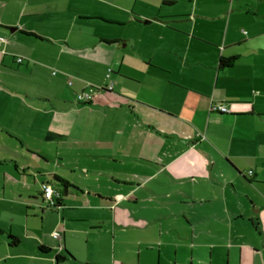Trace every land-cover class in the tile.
Wrapping results in <instances>:
<instances>
[{
    "label": "crops",
    "instance_id": "obj_1",
    "mask_svg": "<svg viewBox=\"0 0 264 264\" xmlns=\"http://www.w3.org/2000/svg\"><path fill=\"white\" fill-rule=\"evenodd\" d=\"M50 1L55 4L47 7V0H0V30L11 33L0 45V68H7L6 51L23 41L19 36L41 41L44 31L68 20L67 5ZM176 2L163 0L167 5ZM130 16L143 26L154 24L153 42L136 51L135 37L98 38L93 44L96 61L78 64L94 74L88 83L103 85L108 78L111 89L98 90L88 104L61 105L65 99L55 97L59 108L51 111L48 102L43 111L48 123L39 129L32 122L20 126L15 111H0V203L24 208L21 223L7 220L0 211V264H73L81 259L74 233L84 238L85 264H95L96 234L87 226L94 230L101 225L114 239L125 230L151 238L138 245V256L151 253L160 259L165 245L175 247L183 239L190 258L209 264L202 259L216 244L206 240L216 234L213 230L223 229L221 235L234 238L244 226L257 235L264 252V0H190L183 10L153 18ZM106 45L131 50L114 70L109 68L115 74L107 77L108 61L98 58ZM63 50L61 46L54 63L58 69L50 74L56 83L82 90V82H70L65 73L74 65L58 64ZM10 53L12 63L25 64L32 74L36 65L21 56L17 62L18 54ZM221 58L227 65H219ZM212 102L223 103L227 112L210 110ZM85 112L92 114L88 122ZM85 133L86 145L68 152L66 143ZM40 141L50 146L44 148ZM24 152L53 161L38 185L25 166L20 174L13 166L17 175L9 170L13 156L24 158ZM67 169L80 171L85 184L67 176ZM52 174L68 181L64 195L75 198L60 196V204L50 209L62 214L73 210L63 215L74 225L58 219L46 224L48 213L33 200L35 194L42 200L41 184ZM37 208L45 235L39 236L29 223ZM171 220H181L186 232L165 244ZM80 222L87 226L76 227ZM56 230L61 231L58 246L50 237ZM8 234L16 240L11 242Z\"/></svg>",
    "mask_w": 264,
    "mask_h": 264
},
{
    "label": "rangeland",
    "instance_id": "obj_2",
    "mask_svg": "<svg viewBox=\"0 0 264 264\" xmlns=\"http://www.w3.org/2000/svg\"><path fill=\"white\" fill-rule=\"evenodd\" d=\"M188 1L190 0H177L176 3L167 5L163 3V0H61V3L67 5V21L58 23L55 30L44 31L47 32V35L41 41L31 37L23 38V36H19L23 41H18L15 46L9 48L10 51H6L8 58L5 64L7 68L3 67V64L0 68V71H2L0 73V111H15L16 119L20 126L27 127L32 122L35 129L45 127L48 123V116L44 115L43 111L49 108L48 102L51 103V111H57V108H59L55 97L65 99L64 103L63 101L60 102L61 105H75L76 94L81 92L88 93L92 98L95 92L97 94L99 92L98 90L104 87V84L105 86L110 85V79L108 78H104L105 83L103 85L88 83L87 79L91 78L94 74L79 68L78 65L80 61H96V52L93 44L98 41V38H120L123 40L128 37H135L134 50L138 51L141 46L147 45L155 40L150 30L155 26H153L154 24L147 27L143 26L142 23L131 20L130 15L135 14L139 18H153L167 12L183 10L186 7V3L188 4ZM44 4L49 7L54 5L55 2L47 0ZM77 15L82 18H78ZM49 25L50 27L55 26L53 24ZM0 31V36L5 40L7 35L11 34L9 29H1ZM99 43L102 44L101 42ZM61 46L65 47L66 50H63L60 54L61 57L59 58L58 64L65 63L68 66L74 65L73 73H71L72 71H65V73L68 74L70 82L74 79L80 80L82 82L81 84L84 85L82 90L68 86L62 81L56 83L50 74L51 70L58 69L54 63L56 62L58 50ZM111 46H104L107 47V50L98 54V58L101 61H108V68L113 69L117 67L122 59V54L128 55V51L131 50L130 48L125 49L124 47L116 50ZM12 50L16 52L14 54H18V57L21 56V58L26 59L30 63L29 65H36L32 74L29 73L31 70L25 64L16 65L11 62V56H8V54H12L10 53ZM106 74L109 76L115 73L106 71ZM96 99L98 98L96 97ZM82 116L85 119L84 121L88 122L92 114L85 112ZM86 118L88 121H86ZM3 119H6L5 116ZM88 136L89 133H85L84 137L78 141L69 140L68 144L66 143L65 145L67 147L66 150L71 153L79 152L81 150L80 147L86 145L84 141L89 139ZM38 143L44 148L50 146L45 141ZM7 154L12 156L11 153ZM24 154V158L18 155L13 156L14 161L13 164H9V170L17 175L13 170V166H17L19 174L21 173L22 167L25 166V170L28 172L30 178L33 177L36 184L37 182L39 184V180L46 177L40 174H44L43 171L52 169L54 167L53 161L48 158H39L37 155L31 156L26 152ZM66 174L82 186L85 184V176L80 171L76 170L71 172L67 169ZM86 182L88 186L92 184L90 178ZM56 188L60 192L62 191L61 187L58 186ZM60 196L62 199L68 200L75 198L72 194L64 195L62 193ZM33 200L37 202V207L43 208L48 213L44 220L46 224L58 219L74 225V223L66 220L65 215H63L65 213H71L73 210L64 209L62 214L60 210H52L46 207V204L36 194ZM0 206L2 207L0 211L7 220L9 219L11 222H16L17 220L18 223H21L23 219L21 213L24 211V208L19 203H0ZM29 221L30 225H33V231L39 234V236L41 234H47L46 228H40L39 208L36 209V216H30ZM83 223L76 224V227L82 228L87 226V224L85 225ZM171 224V229H168L163 235L165 244L170 242L172 238L175 239L178 237L180 239L185 236V226L181 220H171ZM87 230L96 234L93 237L96 239L94 251L96 250V256L99 262L96 261L95 264H111L113 260L115 264H119L121 261L124 264H190V260L192 264H204L195 257L190 258L187 244H184L183 239L175 247L165 245L163 253L160 259H158L156 254L142 253L140 256L136 254V249L140 243L152 242L151 238L149 239L147 237L144 239L137 231H121L114 239L110 232L105 233L108 229L104 225L94 230L89 229L87 226ZM213 231L216 234L211 235L206 240L216 242V244L211 249V253L208 250L203 255L202 260L207 259L209 264H264V252L256 239L257 235L255 236L249 230V226H244L243 230L239 229L237 234H240L234 238L225 237L224 234L221 235L220 233L224 231L223 229L216 228ZM52 232L50 233V237L54 240L55 245L58 246L61 242L52 237ZM57 232L61 233L60 230ZM72 236L75 241L74 248L81 252V255H77L81 259L76 258V262L73 264L87 263L82 259V256L85 255L83 236H80L79 233H74ZM76 238H79L77 243ZM31 242L29 240V243ZM33 244L36 247V243L34 242ZM228 246H230L229 251L227 250ZM140 248H142V245ZM174 248L177 249L174 250Z\"/></svg>",
    "mask_w": 264,
    "mask_h": 264
},
{
    "label": "built area",
    "instance_id": "obj_3",
    "mask_svg": "<svg viewBox=\"0 0 264 264\" xmlns=\"http://www.w3.org/2000/svg\"><path fill=\"white\" fill-rule=\"evenodd\" d=\"M5 42V39L3 37L0 36V45ZM17 62L21 61L20 57L16 58ZM108 72H110V69H107ZM54 74V71L52 72ZM108 76V74H106V77ZM69 84V83H68ZM107 89H111V85H106L104 86ZM90 95L88 93H78L75 95V100L77 102H90ZM210 110L215 111V112H219V113H225L227 112V108L225 107V105L221 102H212L210 104ZM251 172L249 171V174ZM59 196V190L53 186L52 183L50 182H44L41 184V197L42 200L44 201V203L46 204V207H51L55 204V199ZM52 237L56 238V239H60L61 238V233H58L57 231H53L52 232Z\"/></svg>",
    "mask_w": 264,
    "mask_h": 264
},
{
    "label": "trees",
    "instance_id": "obj_4",
    "mask_svg": "<svg viewBox=\"0 0 264 264\" xmlns=\"http://www.w3.org/2000/svg\"><path fill=\"white\" fill-rule=\"evenodd\" d=\"M144 23L148 22L147 20H143ZM219 65L220 66H225L227 65V60L221 58L220 61H219ZM96 90V89H95ZM100 91H108L109 89H107L106 87H101L99 89ZM79 103H82V104H88L89 102H79ZM50 183L52 184H58V186L62 187V191L60 192L59 191V196L55 199V204L49 208H55L57 207L60 203H59V197H60V194L63 193L64 189L68 187L69 183L66 179L56 175V174H52L51 175V179L49 181ZM8 238L11 240V242H13V240H16L14 236L8 234ZM40 249H42V247L40 246L39 247Z\"/></svg>",
    "mask_w": 264,
    "mask_h": 264
},
{
    "label": "water",
    "instance_id": "obj_5",
    "mask_svg": "<svg viewBox=\"0 0 264 264\" xmlns=\"http://www.w3.org/2000/svg\"><path fill=\"white\" fill-rule=\"evenodd\" d=\"M11 30H12V29H11ZM65 193H66V191L64 190V191H63V194H65Z\"/></svg>",
    "mask_w": 264,
    "mask_h": 264
}]
</instances>
